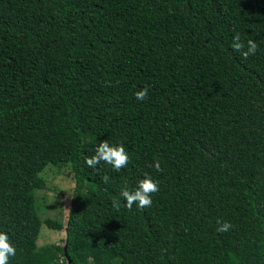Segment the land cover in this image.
Instances as JSON below:
<instances>
[{"label": "trees", "instance_id": "16d2710c", "mask_svg": "<svg viewBox=\"0 0 264 264\" xmlns=\"http://www.w3.org/2000/svg\"><path fill=\"white\" fill-rule=\"evenodd\" d=\"M101 140L129 165L89 168ZM47 164L74 179L64 226L36 212ZM145 174L152 205L114 208ZM0 231L9 264H264V0H0Z\"/></svg>", "mask_w": 264, "mask_h": 264}, {"label": "clouds", "instance_id": "9594fccd", "mask_svg": "<svg viewBox=\"0 0 264 264\" xmlns=\"http://www.w3.org/2000/svg\"><path fill=\"white\" fill-rule=\"evenodd\" d=\"M231 47L234 51L239 52L242 58L247 59L251 55H255L258 44L253 39H248L246 43L241 40L240 34L233 36ZM148 88L144 87L135 92V98L143 101L148 97ZM85 164L89 168H96L101 163L110 165L116 172L121 171L129 165L130 158L125 146L121 144H110L108 140H101L95 152L91 156H84ZM153 167L157 171H161L159 160L153 161ZM109 176L104 175V183L109 182ZM159 191L158 182L153 180L151 176L145 174L137 183L134 190H129L127 186L120 189V198L113 200L112 206L117 210L125 207L128 210L136 205L137 208L143 210L152 205V194ZM218 232H228L232 228V224L228 221H218ZM17 249L11 242L7 233L0 231V264H9L10 257H15Z\"/></svg>", "mask_w": 264, "mask_h": 264}, {"label": "rangeland", "instance_id": "374dc122", "mask_svg": "<svg viewBox=\"0 0 264 264\" xmlns=\"http://www.w3.org/2000/svg\"><path fill=\"white\" fill-rule=\"evenodd\" d=\"M39 176L43 178L46 188L34 191V203L37 215L41 221L44 219H52L60 222L64 226L70 195L74 189V179L70 166L68 164H47L39 172ZM85 187L92 188L93 184L86 181ZM44 243L63 245L64 231L62 229L59 231L48 228L41 222L36 244L42 245ZM55 259L58 263H61L58 257H55Z\"/></svg>", "mask_w": 264, "mask_h": 264}]
</instances>
